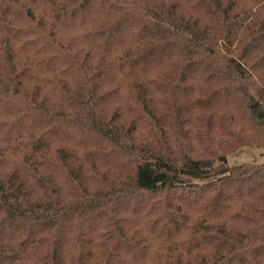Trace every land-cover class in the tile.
Segmentation results:
<instances>
[{
	"label": "trees",
	"instance_id": "1",
	"mask_svg": "<svg viewBox=\"0 0 264 264\" xmlns=\"http://www.w3.org/2000/svg\"><path fill=\"white\" fill-rule=\"evenodd\" d=\"M243 147L264 0H0V264H264Z\"/></svg>",
	"mask_w": 264,
	"mask_h": 264
},
{
	"label": "rangeland",
	"instance_id": "2",
	"mask_svg": "<svg viewBox=\"0 0 264 264\" xmlns=\"http://www.w3.org/2000/svg\"><path fill=\"white\" fill-rule=\"evenodd\" d=\"M228 166L243 163H264V147H243L242 149L227 155ZM216 163L215 167H218Z\"/></svg>",
	"mask_w": 264,
	"mask_h": 264
}]
</instances>
